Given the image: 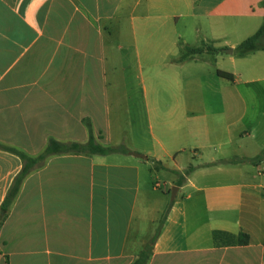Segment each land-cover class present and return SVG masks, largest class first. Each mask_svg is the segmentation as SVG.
<instances>
[{"label": "crops", "instance_id": "obj_1", "mask_svg": "<svg viewBox=\"0 0 264 264\" xmlns=\"http://www.w3.org/2000/svg\"><path fill=\"white\" fill-rule=\"evenodd\" d=\"M261 2L0 0V143L36 156L50 138L86 142L89 118L125 148L37 166L0 264H132L147 245L148 264H264V49L234 52ZM22 167L0 150V214ZM241 231L248 244L226 243Z\"/></svg>", "mask_w": 264, "mask_h": 264}, {"label": "trees", "instance_id": "obj_2", "mask_svg": "<svg viewBox=\"0 0 264 264\" xmlns=\"http://www.w3.org/2000/svg\"><path fill=\"white\" fill-rule=\"evenodd\" d=\"M264 5V0L261 2ZM264 49V24L260 27V29L242 41L235 49L234 52L236 55L243 57L248 53ZM211 50V49H210ZM201 51L199 48H190L187 47L183 56L189 55L191 53H195ZM213 51H218L213 49ZM217 73L225 77L229 80H233V75L231 73L218 70ZM85 125L88 128L89 138L86 142H78V141H60L55 138H50L45 149L36 156H31L25 153L22 150H19L13 146L6 145L0 143V150H4L10 152L12 154L17 155L23 161V167L19 171V173L14 177L6 197L1 206V214H0V228L6 219L9 210L14 204L17 196L20 193L21 187L25 181V179L37 168L43 164L50 156L53 155H61L68 153L75 154H98V155H108L115 152L125 151L123 146L115 147V146H106L102 144L99 140V137L96 136L95 131L93 129L92 121L89 118L84 119ZM264 158V151L254 158L255 162H258ZM234 160V159H231ZM193 167H189L186 173H189ZM222 232H217V236H222ZM249 234L241 231L237 236L228 235L226 236V243L239 244L244 245L249 243ZM154 241V239H153ZM152 248L150 245H147L136 257L132 264H148L151 257Z\"/></svg>", "mask_w": 264, "mask_h": 264}, {"label": "rangeland", "instance_id": "obj_3", "mask_svg": "<svg viewBox=\"0 0 264 264\" xmlns=\"http://www.w3.org/2000/svg\"><path fill=\"white\" fill-rule=\"evenodd\" d=\"M102 144H104V143H102ZM104 145H105V144H104ZM153 177H154L155 179L161 181V184H162V188H163V189H166V188L170 187V185L168 184V178L165 177L164 173H162V172H160V173H155V172H154V174L151 175L150 180L153 179ZM166 181H167V182H166ZM156 192H158V191H156ZM159 192H160V193H157V194H158V195H161V194H162L161 191H159ZM168 192H169V193H172V190L169 189ZM158 195H155V197H154V200H155V201L157 200Z\"/></svg>", "mask_w": 264, "mask_h": 264}, {"label": "water", "instance_id": "obj_4", "mask_svg": "<svg viewBox=\"0 0 264 264\" xmlns=\"http://www.w3.org/2000/svg\"><path fill=\"white\" fill-rule=\"evenodd\" d=\"M228 51L232 52L233 50L232 49H228ZM133 155L140 156V157H143V158H147L145 155H141V154H137V153H133ZM177 189H178L177 186H173L172 187V200L176 197Z\"/></svg>", "mask_w": 264, "mask_h": 264}]
</instances>
